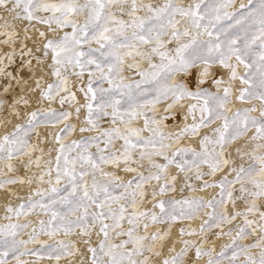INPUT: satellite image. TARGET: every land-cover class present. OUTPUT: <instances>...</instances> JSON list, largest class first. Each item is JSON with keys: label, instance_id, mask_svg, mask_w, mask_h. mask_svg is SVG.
Segmentation results:
<instances>
[{"label": "snow or ice", "instance_id": "1", "mask_svg": "<svg viewBox=\"0 0 264 264\" xmlns=\"http://www.w3.org/2000/svg\"><path fill=\"white\" fill-rule=\"evenodd\" d=\"M236 3L0 0V10L11 20L35 21L47 27V33L40 31L39 35L45 40L43 58L51 57L48 67L55 81L42 91V98L52 101L59 96L61 105L75 102L72 86L79 83L85 103L76 107L77 117L81 107L87 110L79 131L95 133L65 144L67 135L76 130L75 125L65 123L56 135L59 148L54 167L48 161L46 170L36 177L48 187L36 188L16 207H6L7 222L0 223V264H35L23 257L42 259L44 254L59 261L63 255L73 254L75 245L56 237L60 233L71 236L77 230L81 237H87L84 243L88 245L90 264H153L152 257L162 255L157 248H163L172 224L178 219H193L206 209L211 211L205 212L207 219L200 234L219 229L216 235L228 236L230 242L216 252L214 248L205 249L203 242L183 240L180 251L171 248L174 255L164 258L162 264H195L204 256L208 257L207 264H264V0H247L238 8ZM0 19L5 20L0 25V37H4L0 44L12 46L10 51L0 53V76L12 77L6 68L14 62L18 33L9 30L13 26L4 16ZM25 48L20 55L29 57L28 65L32 59L38 64L44 62ZM200 64L204 67L193 91L185 77ZM216 64L229 70V81L214 80L218 91L209 92L199 85L206 82L210 67ZM236 81L242 85L236 100L250 107H231ZM40 86L38 80L36 87ZM11 88L8 84L3 91ZM185 98L198 102L188 107L192 123L176 132L165 131L168 116L157 118V105L162 99H171L165 109L168 113ZM253 101H259V105ZM3 104L0 99V106ZM70 116V112L37 109L28 114L26 123L15 125L13 131L0 137V163L7 169H0V188L25 183L23 178H12L8 173L15 171L13 160L36 151L30 133L42 123H64ZM141 118L142 126L138 124ZM217 121L219 125L199 140V150L181 143L186 136H198L202 128ZM241 139L254 146L250 151L237 148L242 162L236 164L227 149ZM32 163L29 160L26 167ZM34 163L40 168L41 158ZM173 166L183 174V188L194 191L195 185L190 182L194 177L203 181L201 190L218 187L219 192L209 200L163 199L165 193L176 190L178 174L170 172ZM226 167L228 171L219 181L209 182L208 177H215ZM121 172L131 174L130 178L125 179ZM148 186H152L151 200H146ZM238 200L243 202V209H236ZM146 202L151 208H142ZM229 203L234 209L231 214ZM33 214L38 217L36 221L28 219ZM21 217L25 219L21 221ZM238 218L242 222L231 227ZM161 224L168 225L166 231L156 227L150 233V228ZM29 228L31 232L24 239ZM180 232L184 235L185 229ZM93 234L97 237L95 246ZM187 235L196 233L188 231ZM42 236L52 242L41 240ZM249 238L252 242L244 243ZM30 244L38 247L30 248ZM192 249L193 258L186 261Z\"/></svg>", "mask_w": 264, "mask_h": 264}, {"label": "bare ground", "instance_id": "2", "mask_svg": "<svg viewBox=\"0 0 264 264\" xmlns=\"http://www.w3.org/2000/svg\"><path fill=\"white\" fill-rule=\"evenodd\" d=\"M247 1V0H244ZM0 16H4L5 19L9 21V23L13 26L11 29H14L18 33V35L15 38V49H16V56L14 57V62L11 63L10 65H7L6 69L10 70L12 69L14 71V78L9 77V76H0V91H3L4 87H6L8 84H11L14 88V90L11 89V91L5 93L6 98H7V105L5 107V111L0 113V137L1 134L4 131L11 130L17 123H20L24 121L28 114L29 111L31 110L32 106H34L37 101L39 100L41 96V89H42V82L44 81V78L47 77V64L44 60L42 64H38L36 59H32L31 65L27 64V61L29 59L28 56H24L20 59L19 52V47L21 46V41L23 39V35L26 33L24 32V23L22 21H13L11 20L10 17H8L5 13H3L2 10H0ZM5 22L4 19L0 20V25H3ZM3 30L2 28H0ZM43 29V26L39 23L33 22L28 30L33 31L35 34L40 30ZM38 35V34H37ZM36 36V35H35ZM34 36V37H35ZM36 39V37H35ZM39 39V38H38ZM27 40V39H26ZM33 41V40H32ZM32 41H27V44L32 45V53L34 57L36 56V45L32 43ZM35 41V40H34ZM41 45V44H40ZM10 45H3L0 44V53L10 51L11 50ZM23 47V46H22ZM26 49V48H25ZM20 51V50H19ZM41 55V54H40ZM42 59V58H41ZM7 64V61H6ZM204 66L199 65L195 69L192 70L191 75L189 76V82L192 86L198 85V79L197 77L199 76L200 71L202 70ZM214 74H211L207 80L206 83L214 88L217 89V85L213 82L214 80L218 79V76L216 75L217 73L220 72H227L226 69L221 67L220 65H215L212 68ZM240 70H243V67L241 66ZM227 81H229V74H227ZM48 78V77H47ZM40 81V88L36 87V82ZM47 80V79H46ZM45 80V81H46ZM73 82H75V79H73ZM73 85H76L74 83ZM240 83L239 81L233 82V89H234V95L232 97V108H236V106H242V105H248L250 104H242L239 101L236 100V92L239 87ZM44 86V85H43ZM223 84L220 85L219 89H222ZM43 90V89H42ZM26 97L27 98V104L22 103L21 101L19 104H15L14 102L18 99H21V97ZM192 99L191 98H186L185 100L181 101L179 104L175 106L176 110V116L170 118L167 120V124L170 129L172 130H180L185 126V124H188L189 121L191 120V116L188 115V107L190 106ZM41 103V102H40ZM39 103V104H40ZM16 112H19V116L16 115ZM83 111H80V114ZM72 113V112H71ZM74 113V112H73ZM77 115V114H76ZM74 114V116H76ZM187 116V119L185 117ZM77 117V116H76ZM73 118V121L76 124V133L78 134V125L81 122V118ZM58 128L53 127L51 125H41L38 128V135L34 138V147L36 148V151L32 152L30 156H23L20 158H17L12 161V163L18 165V171L24 176L25 183L23 184H17L15 186H12L11 189L15 192H21L23 191L26 186L28 185H35V184H40L39 181L36 179L37 176H39L43 171L46 170L48 167L47 162L52 159L53 152L52 148L56 145L55 144V135L57 133ZM210 133L209 128H202L200 131L199 136H193L189 137L186 136L184 138V141L190 142L194 144V146L199 147V140L201 137L205 134ZM246 139L238 140L235 143L229 145L227 151L230 154V159L235 161L236 164L239 162V156L237 155L236 149L237 148H246L247 145ZM43 150L41 152L40 150ZM37 157L41 158V167L37 168L34 161L36 160ZM29 160L33 161L31 164V167H26L28 165ZM3 167L4 165L0 163ZM204 169H208L207 167H203ZM171 171H174V167L171 168ZM217 176V175H215ZM32 179V183L28 184L27 180ZM195 180V178L193 177ZM183 182V174H178V179L176 181L177 188L182 186ZM198 182V181H197ZM152 187V186H151ZM150 188V187H149ZM187 189V188H186ZM216 190V188H204L201 190V188H195V190H191V194L194 196L202 197L205 200H209L212 193ZM190 191L185 190V192ZM179 189L176 190V195H179ZM10 194L8 191H5L2 193L0 197V210L2 208V205L4 202L8 199ZM237 207L240 205H236ZM205 214H202L201 216L195 217L193 219H185L183 222H176L173 223L171 226V232L169 236L166 238V241L163 245V251L162 253H165L168 250L169 246H174L178 248L181 246V242L186 238L187 232L188 231H195L197 236L198 229L203 221V216ZM186 226L187 228L185 229V234L181 235L180 228ZM168 225L165 226V231L167 230ZM217 230V229H216ZM184 237V238H182ZM208 237V236H207ZM84 240H86L85 237H78L77 242H78V247L79 251L73 256H68L61 258L59 261H56L55 259H48V258H42V259H34L35 264H77L79 261L82 260V257L85 256L86 252V244L84 243ZM212 241V242H211ZM211 242V245L214 247L216 252L221 249V247L228 242V237L221 235L217 236L215 234L209 235L208 240H207V245L209 246ZM255 251V250H254ZM169 253V252H168ZM194 254V249H192L189 253L188 261H190L193 258ZM27 257V256H26ZM23 259H26L28 261H31L28 258L23 257ZM163 257H157L156 260L154 261V264H162ZM204 260H197L199 264H201Z\"/></svg>", "mask_w": 264, "mask_h": 264}, {"label": "rangeland", "instance_id": "3", "mask_svg": "<svg viewBox=\"0 0 264 264\" xmlns=\"http://www.w3.org/2000/svg\"><path fill=\"white\" fill-rule=\"evenodd\" d=\"M188 2V0H185V3H187ZM241 2H243V3H247V1H244V0H237V3H236V5H235V8H238L239 7V4L241 3ZM1 20V19H0ZM23 23H24V29L25 28H29V26L33 23V22H35V21H33L31 24H29L27 21H22ZM36 23V22H35ZM42 25V24H41ZM43 26V29H40L36 34L33 32V31H30V30H28L27 31V33L25 34V35H23V39H22V41H21V46L19 47V50H17L18 52H19V55H20V52H21V49L26 45V49H24L25 51L27 50V49H31L32 48V45L31 44H27V41L29 40V41H32V43H34L36 46V56H38V57H40V58H42V59H44L43 58V44L45 43V40H44V38H41L40 37V35H39V32L40 31H44V32H46L47 33V27L45 26V25H42ZM0 31H2L1 29H0ZM10 31H14V29H11ZM38 34V35H37ZM26 35H27V37H30V38H28L27 40H26ZM36 35V36H35ZM51 34L49 33V36H50ZM36 37V39H35V37ZM39 38V39H38ZM0 39H4V37H0ZM35 40V41H34ZM41 44V45H40ZM23 46V47H22ZM37 49H40V51H38ZM41 54V55H40ZM22 57L20 56V59H21ZM45 60V62H46V64H47V74L48 75H46L47 77H45L44 78V81L42 82V89L44 90L46 87H47V85L49 84V83H53L54 81H55V77H53L52 75H51V69L48 67V65L51 63V57L49 56L48 58H46V59H44ZM200 65H202V64H200ZM217 65V64H216ZM197 66H199V65H197ZM204 66V65H203ZM215 65H212L211 67H210V73H209V76L211 75V74H214V72H213V70H212V68L214 67ZM227 70V69H226ZM6 71L7 72H10V73H12V77L14 76V71L11 69L10 70V68L9 69H6ZM239 71H240V73L241 74H243V71H244V69L243 70H240L239 69ZM192 73V72H191ZM227 74H229V70H227V72H225V73H223V72H220V73H217L216 75L218 76V79H221V78H223V80L225 81V82H227ZM191 75V74H190ZM190 75H187L186 77H185V79L187 80V82L189 83V86H190V88H191V90H193V91H195V89H196V87H197V85L196 86H192L191 84H190V82H189V76ZM208 76V77H209ZM207 77V78H208ZM14 78V77H13ZM199 78V76L197 77V79ZM207 78H206V80H207ZM47 79V80H46ZM73 79H75V81H76V78L75 77H70V80L71 81H73ZM46 80V81H45ZM84 81H85V83L87 82V74H85V77H84ZM44 85V86H43ZM201 88H203V89H206L207 91H209V92H217L218 91V89H214V88H212V87H210L206 82L204 83V84H202V85H199ZM79 87H80V85H79V83H76V85H73L72 86V91H74L75 93H76V97H77V100L75 101V102H65L63 105H61L60 104V97L58 96V97H56V99L55 100H52V101H48V100H44L43 98H42V96H40V98H39V100L37 101V103L34 105V106H32V108H31V110L29 111V113L30 112H32V111H36L37 109H45V110H48V109H55L56 111H57V113H59V112H62V111H65V112H72L71 113V116H70V118L67 120V121H65L64 123H42V124H40L36 129H35V131L34 132H32V133H30V143L34 146V138L38 135V128L41 126V125H51V126H53V127H56V128H58V130H57V133H56V135L58 134V133H60V130L62 129V128H64V124L65 123H68V124H71V125H75V128L77 127L76 126V124H75V122L73 121V118H75L77 115H76V111H75V109H76V107H78V106H81V105H83L84 103H85V97H84V94L83 93H81L78 89H79ZM223 87H224V85H223ZM223 87H222V89H223ZM240 87H242V85H239V87H238V89L240 88ZM14 87L12 86V90H14L13 89ZM41 89V93H42V90ZM222 89H219V92L222 94ZM237 89V90H238ZM11 91V90H10ZM235 93H234V89H233V95H234ZM61 95H66L65 93H61ZM236 95H238V91L236 92ZM23 99L21 100V101H24V100H26L27 101V98L26 97H22ZM0 99H2V100H4V104L2 105V106H0V113H2V112H4L5 111V107H6V105H7V98H6V94H5V92L4 91H0ZM186 99V98H185ZM184 99V100H185ZM183 101V100H182ZM41 102V103H40ZM22 103H24V102H22ZM40 103V104H39ZM171 103V99H162L161 100V102L157 105V113H156V116H157V118H160V117H163V116H168V119H166V120H164V124L167 126L166 128H165V131H169V132H176V131H179V130H172V129H170L169 128V126H168V124H167V120H169L170 118H172V117H174V116H176V110H175V107H173L172 109H171V111L170 112H168V113H166L165 112V109L167 108V106H168V104H170ZM196 103H198L195 99H192V101H191V103H190V105L191 104H196ZM253 103H255V104H257V105H259V101H253ZM251 106V105H250ZM250 106H248V105H240V106H236V108H242V107H250ZM231 107H232V105H231ZM236 108H234L233 110H235ZM81 111H83V112H81V114H79V117H76V118H81V122H80V124L78 125V134L76 133V130L75 131H73V132H71L70 134H68L67 135V139L64 141V143L65 144H70L71 143V141L72 140H78V139H80L81 138V136L82 135H84V136H88V135H95V133H80V131H79V129H80V127H82V126H84V121H85V118H86V115H87V110H86V108H83V107H81ZM74 112V113H73ZM74 114L76 115V116H74ZM255 114H257L258 115V113H255ZM149 115H151V113H149ZM196 115H197V119H199V112H197L196 113ZM28 117V116H27ZM26 121H27V118L24 120V121H22V122H20V123H26ZM20 123H17V124H20ZM192 123V118H191V120L189 121V123L188 124H191ZM219 123H220V121H217L215 124H213V125H211L210 127H209V131L211 132V130H212V128H215L216 126H218L219 125ZM16 124V125H17ZM138 124L140 125V126H142L143 125V119L141 118V120L140 121H138ZM105 126H107V124H105ZM14 130V127L11 129V130H8V131H4L2 134H1V137L3 136V135H5L6 133H8V132H11V131H13ZM201 131V130H200ZM56 135H55V137H56ZM145 135H147V133H145ZM200 135V134H199ZM198 135V136H199ZM249 135H251V133H249ZM189 137H193V136H191V135H189ZM196 137V136H195ZM55 139V138H54ZM242 140V139H241ZM181 143L182 144H190L192 147H195L197 150H199V147L198 146H194V144H192V143H190V142H186V141H184V139L181 141ZM55 146L52 148V151H54L53 152V156H52V159H51V161H52V165H53V167H54V164H55V157H56V155H57V150H58V148H59V144L57 143V141H56V139H55ZM254 146V144L253 143H247V145H246V148H245V150L246 151H250L251 149H252V147ZM229 147V146H228ZM240 159V158H239ZM248 161V158L247 157H245L244 158V161L243 162H247ZM242 161L241 160H239V162L237 163V164H239V163H241ZM2 165H0V169H2L4 172H7V169L3 166V167H1ZM13 166H14V169H15V171H13V172H11V173H8V176L9 177H12V178H15V177H17V176H19V177H21V178H23L24 179V176L18 171V165L17 164H13ZM174 167V171H171V169H170V172L173 174V175H177L178 173H177V169L175 168V166H173ZM205 167H207V166H205ZM204 172H207L208 171V169H204L203 170ZM228 171V168L226 167L222 172H218L216 175L217 176H215V177H208V179H209V182H211L212 180H215V181H219L221 178H222V176L224 175V173H226ZM121 175H124L125 176V179H127V178H130V175L131 174H124L123 172H121L120 173ZM182 174V173H181ZM233 176H234V174L233 175H231V176H229V179H232L233 178ZM53 180L55 179V172L53 171ZM191 183H193L194 185H195V188H201V185H202V183H203V181H196V180H194L193 178H192V180L190 181ZM17 184H19V183H15V184H8V185H6L4 188H0V197H1V195H2V193L3 192H5V191H8V193L10 194V196L8 197V199L4 202V204L2 205V208H1V210H0V223H6L7 221H5L4 220V216H5V214H6V207L7 206H9V205H11V206H13V207H16V206H18L19 205V203H21L22 202V200L23 199H26V197L33 191V190H35L36 188H41V189H45V188H47L48 187V184L47 183H43V184H35V185H28V186H26V188L23 190V191H21V192H15V191H13L12 189H11V187L12 186H15V185H17ZM153 185H155V182H153ZM150 187V188H149ZM183 188V182H182V186L181 187H179V188H177V184H176V190L177 189H179V195H176V190L174 191V192H167V193H165L164 194V196H163V199H165V200H168V199H176V200H181V199H184V198H190V197H198V196H194V195H192L191 194V189H190V191H187V192H185V190H189V189H186V188H183V190H181ZM236 188L238 189L239 188V185H236ZM151 191H152V187L151 186H148L147 187V193H148V195H147V197H146V200H151ZM219 192V188L217 187L216 188V190L212 193V195H211V197H210V199L213 197V196H215L217 193ZM236 195H238V192L237 193H235ZM159 198V197H158ZM205 200V199H204ZM240 205V206H236V209H243L244 208V204H243V202L242 201H237L236 202V205ZM142 208H151V204L150 203H145L144 205H142ZM227 210H228V212H229V214H231V213H233V211H234V209H233V206H232V204L231 203H229L228 205H227ZM156 211L158 212L159 210L158 209H156ZM206 211H211L210 209H206L205 211H202L198 216H201L202 214H205V212ZM198 216H196V217H198ZM41 218H44V219H47V217H41ZM21 219V221H23L25 218L24 217H21L20 218ZM28 219H30V220H32V221H36L37 219H38V217L35 215V214H33V215H31V216H29L28 217ZM205 219H207V216H206V214L203 216V221L205 220ZM185 219H178L176 222H183ZM203 221H202V223H203ZM176 222H174V223H176ZM242 222V218H238L235 222H234V224L233 225H231V227H233V228H235V226L236 225H238V224H240ZM202 223H201V225H202ZM167 224H161V225H157V226H155V227H153V228H150L149 229V231H150V233L152 232V231H154L155 230V228L156 227H158L159 229H161V231H165V226H166ZM201 225H200V227H201ZM125 227H127V225H125ZM200 227H199V229H198V232H197V236H187L186 238H184V237H182V238H184V240H192V241H196L197 242V244H199V243H201V242H203V244H204V248L205 249H212V248H214L212 245H211V242H210V245L208 246L207 245V240H208V237H209V235H213V234H215L216 235V233L217 232H219L220 230L219 229H211V230H209L206 234H204V235H201L200 234ZM228 227L229 226H224V231L225 232H227L228 231ZM181 228H183V229H186L187 227L186 226H184V227H181ZM181 228H180V230H181ZM31 232V228H29V229H27L26 230V232L23 234V238L24 239H27L28 238V233H30ZM208 236V237H207ZM78 237H80V235H79V230H77V233L76 234H73V235H71V236H64V234L63 233H60L57 237H56V239H63V240H66V241H68V242H70V244H72V245H75V248L74 249H72V252H73V254H65V255H63L61 258H64V257H68V256H73V255H75L76 253H78V251H79V247H78V242H77V238ZM226 237H228V236H226ZM86 239H87V237H85ZM41 240H45V241H48L49 243H51L52 241H50L49 239H48V237L47 236H42L41 237ZM96 241H97V237L95 236V234H93L92 235V245L93 246H95V244H96ZM165 241H166V239H165ZM165 241H163L162 243H163V245H164V243H165ZM230 242V237H228V242L227 243H229ZM250 242H252V240H251V238H249L248 240H245L244 241V243H250ZM181 246H179L178 248H176V247H174V246H169L168 247V250L165 252V253H162V255L160 256V257H163V259L164 258H166V257H169V256H171V255H174V253H171L169 250L171 249V248H175L176 249V251L178 252V251H180V249L183 247V243L181 242V244H180ZM29 247L30 248H35V247H38V246H35V245H29ZM87 247H88V245H86V252H85V256L84 257H82V260L81 261H79L77 264H90V253H88V251H87ZM222 248H223V246L221 247V249H219L217 252H219V251H221L222 250ZM157 250H159V251H163V249H161V248H159V246H158V248H157ZM195 251V250H194ZM255 251H259L258 249L257 250H255ZM169 252V253H168ZM25 258H28V259H30L31 261L30 262H34V259H39L38 257H36V256H33V255H29V256H25ZM43 258H48L49 259V257H48V255L47 254H44L43 255ZM156 258L157 257H155V256H153L152 257V259H153V264H154V261L156 260ZM54 259V258H53ZM188 258H186V261H188L187 260ZM198 260H204L201 264H207V260H208V257L207 256H204V257H202L201 259H198ZM195 264H199L198 262H197V260L195 261Z\"/></svg>", "mask_w": 264, "mask_h": 264}]
</instances>
